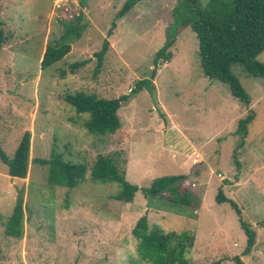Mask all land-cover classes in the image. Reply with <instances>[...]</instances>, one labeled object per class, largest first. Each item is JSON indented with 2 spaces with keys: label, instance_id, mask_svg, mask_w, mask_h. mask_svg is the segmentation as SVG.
<instances>
[{
  "label": "rangeland",
  "instance_id": "374dc122",
  "mask_svg": "<svg viewBox=\"0 0 264 264\" xmlns=\"http://www.w3.org/2000/svg\"><path fill=\"white\" fill-rule=\"evenodd\" d=\"M55 1L0 0L5 36L0 49V146L12 156L29 131L32 160L25 178L10 177L0 160V264H144L131 234L142 214L151 229L190 232V264H236V257L242 264H264V77L232 68L249 97V104H242L227 84L203 74L189 26L177 32L170 59L155 64L171 10L180 0H141L120 18L116 15L125 0H85L84 6L62 0L58 10ZM77 11L86 28L69 53L41 69L46 43L59 37L62 22L73 20ZM112 22L116 26L107 36ZM104 38L109 50L93 75V53ZM256 58L264 63V50ZM82 59L90 61L69 73L68 65ZM58 69L66 70L64 77ZM142 78L151 80L152 91L130 93ZM78 91L102 98L129 95L117 110L116 134H90L82 127L88 114L78 115L62 99ZM250 109L255 116L238 150L237 167L233 132ZM52 150L88 166L98 154L110 156L124 172L128 167L126 179L138 186L158 176L186 174L184 186L193 203L175 207L162 198L147 202L140 191L131 202L114 200L108 196L118 191V184L92 181L89 171L75 187L50 186L47 166L33 160L48 158ZM190 155L184 167L182 160ZM218 189L238 205L255 231L248 254L242 253L246 236L236 212L228 202L214 199ZM18 191L24 228L17 239L7 237L4 227Z\"/></svg>",
  "mask_w": 264,
  "mask_h": 264
},
{
  "label": "trees",
  "instance_id": "16d2710c",
  "mask_svg": "<svg viewBox=\"0 0 264 264\" xmlns=\"http://www.w3.org/2000/svg\"><path fill=\"white\" fill-rule=\"evenodd\" d=\"M141 0H125L118 10L116 18L122 17L136 3ZM80 6L85 0H78ZM83 14L77 11L73 20L62 22V31L57 39L48 41L45 45L40 68L45 69L61 60L70 52L72 43L77 40L86 23L82 21ZM2 23L0 22V25ZM116 23L112 22L107 36L112 35ZM189 26L195 33L198 42V55L203 74L209 79L218 80L227 84L232 96L242 104H249L247 92L242 87L236 75L234 66L253 77H264V63L257 60V55L264 50V0H207L202 5L199 0H180L171 10V21L165 27V40L154 55V63L166 62L170 59V47L175 42L177 32ZM5 36L0 28V49ZM109 50V40L104 38L100 48L93 53L95 65L93 75H97L103 65L106 53ZM89 59H82L68 65V72L74 73L87 64ZM60 76L64 77L65 69H58ZM142 89L152 91L150 79L138 80L130 93ZM62 99L71 105L78 115L88 114L81 122L82 127L90 134L104 135L116 134L120 129V120L117 110L128 101L129 95L122 94L115 98H102L94 93L78 91L74 94L66 93ZM254 111L249 110L246 115L239 118L233 134L237 137L233 158L236 159L238 150L245 144L248 133V124L254 119ZM29 131H25L12 156H7L0 146V160L7 166L10 177L25 178L30 158ZM41 165H46L47 183L50 186H64L72 188L82 183L89 171L92 181L115 182L119 189L108 197L121 202H131L137 191L148 201L162 198L171 206H190L193 203L191 190L184 186L187 184L186 174L162 175L153 178L147 186H138L129 182L125 172L110 156L98 154L94 162L88 166L84 162H71L62 157V154L51 151L48 158H34ZM217 203L228 202L237 214L238 222L246 236V245L242 251L248 254L255 242V231L250 224L242 219L238 205L226 197L218 189L215 197ZM24 228V206L22 192L18 191L15 204L5 224L4 234L7 237L21 238ZM132 236L137 240V255L144 264H190L186 256L188 246L192 245L193 236L190 232H160L151 229L146 214H142L131 229ZM236 264H242L235 258Z\"/></svg>",
  "mask_w": 264,
  "mask_h": 264
},
{
  "label": "crops",
  "instance_id": "0c3cea01",
  "mask_svg": "<svg viewBox=\"0 0 264 264\" xmlns=\"http://www.w3.org/2000/svg\"><path fill=\"white\" fill-rule=\"evenodd\" d=\"M170 149H171V147H170ZM171 154H173V152H171ZM129 157H132L133 156V153H132V150L131 151H129ZM189 159H191V155L190 156H186V157H184V159L182 160V162H183V164L184 163H188V160ZM132 162V160H129V163H131ZM181 162V163H182ZM129 163H128V165H129ZM189 164V163H188ZM187 164V165H188ZM185 166L184 167H187V165L186 164H184ZM130 167V166H129ZM192 166L191 165H189L188 166V168H187V171H189L190 170V168H191ZM127 172H129V170H128V167H127V169L125 170V177L127 176L126 174H127Z\"/></svg>",
  "mask_w": 264,
  "mask_h": 264
},
{
  "label": "built area",
  "instance_id": "2783aa9c",
  "mask_svg": "<svg viewBox=\"0 0 264 264\" xmlns=\"http://www.w3.org/2000/svg\"><path fill=\"white\" fill-rule=\"evenodd\" d=\"M61 1V2H60ZM54 7H56L57 8V10L60 8V7H62V0H56L55 2H54ZM55 8V9H56Z\"/></svg>",
  "mask_w": 264,
  "mask_h": 264
}]
</instances>
